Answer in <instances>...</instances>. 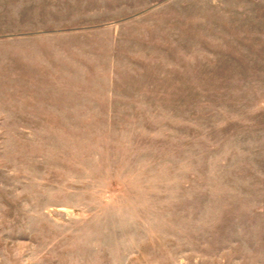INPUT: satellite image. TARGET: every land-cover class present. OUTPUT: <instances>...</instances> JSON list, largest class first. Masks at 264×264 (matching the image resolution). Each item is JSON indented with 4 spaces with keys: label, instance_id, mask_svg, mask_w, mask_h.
Masks as SVG:
<instances>
[{
    "label": "rangeland",
    "instance_id": "1",
    "mask_svg": "<svg viewBox=\"0 0 264 264\" xmlns=\"http://www.w3.org/2000/svg\"><path fill=\"white\" fill-rule=\"evenodd\" d=\"M0 264H264V0H0Z\"/></svg>",
    "mask_w": 264,
    "mask_h": 264
}]
</instances>
